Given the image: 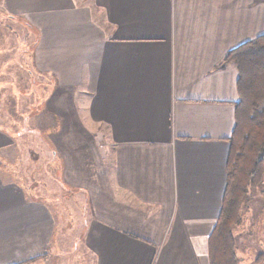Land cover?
I'll use <instances>...</instances> for the list:
<instances>
[{
	"label": "crops",
	"instance_id": "1",
	"mask_svg": "<svg viewBox=\"0 0 264 264\" xmlns=\"http://www.w3.org/2000/svg\"><path fill=\"white\" fill-rule=\"evenodd\" d=\"M1 7L32 34L0 46L9 51L10 86L0 91L9 88L16 115L0 116V264H56L60 255V209L14 162L26 149L21 137L52 155L53 178L82 198L77 250L67 256L209 264L239 100L237 67L222 61L264 35V0H1ZM61 93L75 102L69 115L58 110ZM81 101L87 115L74 112Z\"/></svg>",
	"mask_w": 264,
	"mask_h": 264
},
{
	"label": "rangeland",
	"instance_id": "2",
	"mask_svg": "<svg viewBox=\"0 0 264 264\" xmlns=\"http://www.w3.org/2000/svg\"><path fill=\"white\" fill-rule=\"evenodd\" d=\"M3 11L0 0V42L2 43L3 41L4 43V45H0L2 48L5 47V45L9 46V36H11V38H13L12 36L17 38L22 35L25 36L28 34L29 30L30 35L32 34V29H29V25L23 19L10 15L7 16ZM1 50L2 49H0V90L2 87L9 86V51ZM25 58L26 55L20 56L18 62H20V64L26 63ZM17 72L19 73L18 77H16L17 81L22 82L23 80L24 84H26L28 77L25 71L17 70ZM13 79L15 78L13 77ZM41 83H43V81ZM59 97L62 98H58L56 103L60 102L61 108L58 110L60 112L62 111L63 114L65 110H70L72 103L75 105V102L71 99V93H61ZM12 103L13 99L9 96V88L8 90L0 91V116L5 120L4 122H9V116L16 117ZM81 103L82 105L78 108L76 107L74 112L76 111L75 113L79 115H87L86 102L81 101ZM261 105L262 103L260 102L259 107ZM66 114L69 115V111ZM62 125L68 128L69 123H63ZM14 127L15 125L12 126L13 130ZM67 132H69V128ZM27 137L30 138L31 136L27 135ZM21 139L25 143L26 149H22V152L20 150L17 152L18 150H16V147H18L17 144L20 145V138H16L14 162L23 166L25 174L31 181L39 180L40 183H44L46 197L54 199L53 202H55V206L59 207V211L62 215V234L58 247L60 249V255L57 257L56 264H86L85 257L87 256L83 255V257H81L80 251H78L79 254H77L75 258L66 255V253L72 251V249H74V251L77 250V247L74 248L72 245L77 242L75 239L78 237L81 225V207L83 204L80 200L82 198L79 196V199L76 200V197L73 196V191L63 186L60 187L61 184L53 178V168L48 169L49 164H52L53 161L52 155H42L41 153L43 150L38 146L37 141H33L32 138L28 141H26L24 137H21ZM47 151L49 150L47 149ZM4 157L7 158L9 162V155H5ZM44 157L46 159L43 161L42 159ZM44 164H46L45 168L43 167ZM26 168H28L29 171ZM43 170H46L45 177ZM70 213L72 215H70ZM70 216L73 217L72 220L71 218L69 219ZM240 217L239 224L232 227L237 264H264V175L262 180L253 186V188L249 187L248 200L241 205ZM69 222L72 224L69 225ZM74 222L77 228L76 230L71 228ZM56 248L57 247H55V249Z\"/></svg>",
	"mask_w": 264,
	"mask_h": 264
},
{
	"label": "trees",
	"instance_id": "3",
	"mask_svg": "<svg viewBox=\"0 0 264 264\" xmlns=\"http://www.w3.org/2000/svg\"><path fill=\"white\" fill-rule=\"evenodd\" d=\"M222 62L237 67L239 100L222 208L209 242V264H237L232 227L240 222L249 187L264 175V35L227 52Z\"/></svg>",
	"mask_w": 264,
	"mask_h": 264
}]
</instances>
